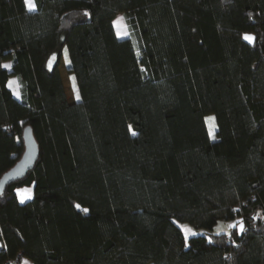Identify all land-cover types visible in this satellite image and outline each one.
<instances>
[{"label": "trees", "instance_id": "16d2710c", "mask_svg": "<svg viewBox=\"0 0 264 264\" xmlns=\"http://www.w3.org/2000/svg\"><path fill=\"white\" fill-rule=\"evenodd\" d=\"M33 2L0 0V176L24 126L39 147L0 193V264H264V0Z\"/></svg>", "mask_w": 264, "mask_h": 264}, {"label": "rangeland", "instance_id": "374dc122", "mask_svg": "<svg viewBox=\"0 0 264 264\" xmlns=\"http://www.w3.org/2000/svg\"><path fill=\"white\" fill-rule=\"evenodd\" d=\"M113 26L115 28L116 33H120V34H124L127 33L126 36H128V30L127 27L125 25V21H124V16L122 14H118L115 19L113 20ZM248 36V35H247ZM250 36V35H249ZM67 50L66 48L63 49L62 54H61V58L59 61V72L62 78V82L64 85V90L66 93V98L68 100V102L73 103L77 100V90H76V86L73 80L72 75H70V73L67 71V60H68V56H67ZM8 64V63H7ZM11 81H15V83H13L11 85V87H9L11 89V91L13 92H18V81L16 79V77L11 76L9 78L8 81V86H9V82ZM205 123L207 126V130H208V134L210 138H214L215 137V133H216V124L214 121L213 116H207L205 118ZM24 189H30L31 192L30 194H32V188H24ZM23 190V189H22ZM20 198V196H19ZM21 200V198H20ZM177 224L180 226V228L183 231L184 237L187 240L189 236L193 235L192 233L194 232L195 234L197 233H201L202 230L201 229H195L192 226L186 224V223H182V222H177ZM241 222L240 220H234V221H230V222H222L219 221L217 222V224L213 227V232H226L228 228H231L232 225H235V228H237V230L239 231V226H240ZM185 229H190L191 231H189L187 233V238H186V233H185Z\"/></svg>", "mask_w": 264, "mask_h": 264}, {"label": "water", "instance_id": "95a60500", "mask_svg": "<svg viewBox=\"0 0 264 264\" xmlns=\"http://www.w3.org/2000/svg\"><path fill=\"white\" fill-rule=\"evenodd\" d=\"M23 151L18 160L0 176V193L4 187L23 178L35 165L39 156V147L30 125L22 130Z\"/></svg>", "mask_w": 264, "mask_h": 264}, {"label": "snow or ice", "instance_id": "6c2138e0", "mask_svg": "<svg viewBox=\"0 0 264 264\" xmlns=\"http://www.w3.org/2000/svg\"><path fill=\"white\" fill-rule=\"evenodd\" d=\"M25 4L27 5L28 7V10L29 11H35V4L33 2V0H25ZM85 15H87V13H85ZM121 34L118 33V37L120 36ZM123 35H127V33H124ZM246 40L248 41H252L253 37L251 36H245L244 37ZM3 68L5 69H11V65L9 64H5V65H2ZM74 79V78H73ZM15 83V81H11L9 82V87H11V85ZM14 95L17 97V99L20 98V94L19 92H14ZM77 99H79V95H77ZM135 135V133H133ZM31 190L30 189H23V190H18V195L20 196L21 198V203L24 202V200L26 199H30L31 198V194H30ZM77 208H80V205H76ZM83 211L87 212L88 210L87 209H83ZM231 227H235V225H232ZM191 231L190 229H185V233H186V238H187V233ZM239 231L242 233L244 231V226L243 224L241 223L240 226H239ZM193 235H195V233L193 232L192 233Z\"/></svg>", "mask_w": 264, "mask_h": 264}, {"label": "built area", "instance_id": "2783aa9c", "mask_svg": "<svg viewBox=\"0 0 264 264\" xmlns=\"http://www.w3.org/2000/svg\"><path fill=\"white\" fill-rule=\"evenodd\" d=\"M20 256L16 255L14 257L8 258L4 264H19L20 262Z\"/></svg>", "mask_w": 264, "mask_h": 264}, {"label": "crops", "instance_id": "0c3cea01", "mask_svg": "<svg viewBox=\"0 0 264 264\" xmlns=\"http://www.w3.org/2000/svg\"><path fill=\"white\" fill-rule=\"evenodd\" d=\"M116 32V31H115ZM116 35L118 36V33H116ZM249 36V35H248ZM127 37V36H126ZM118 38H125V35L121 34ZM19 264H34L32 261L28 260L25 257H21L20 258V262Z\"/></svg>", "mask_w": 264, "mask_h": 264}]
</instances>
